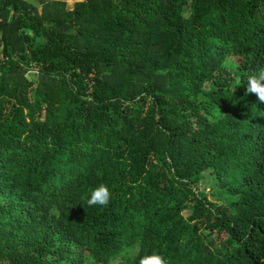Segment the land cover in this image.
I'll use <instances>...</instances> for the list:
<instances>
[{"label":"trees","instance_id":"obj_1","mask_svg":"<svg viewBox=\"0 0 264 264\" xmlns=\"http://www.w3.org/2000/svg\"><path fill=\"white\" fill-rule=\"evenodd\" d=\"M40 3L0 0V264H264V0Z\"/></svg>","mask_w":264,"mask_h":264},{"label":"clouds","instance_id":"obj_2","mask_svg":"<svg viewBox=\"0 0 264 264\" xmlns=\"http://www.w3.org/2000/svg\"><path fill=\"white\" fill-rule=\"evenodd\" d=\"M245 95H254L259 104H264V68L249 74L246 77ZM113 200V191L106 183H100L89 189L82 197L81 202L89 208H107ZM87 264H95L94 258H88ZM108 264H120L119 260H109ZM139 264H171L169 258L153 253L140 258Z\"/></svg>","mask_w":264,"mask_h":264},{"label":"rangeland","instance_id":"obj_3","mask_svg":"<svg viewBox=\"0 0 264 264\" xmlns=\"http://www.w3.org/2000/svg\"><path fill=\"white\" fill-rule=\"evenodd\" d=\"M36 5H38L39 9H41V3H40V0H28ZM78 1H81V0H66V3H67V6L69 9H72L74 7V4L75 2H78ZM30 77H33L34 76V73H30L29 74ZM213 185L212 181L210 180H207L205 183H203L201 185V189L206 192V193H209L210 189H211V186ZM209 197V195H207Z\"/></svg>","mask_w":264,"mask_h":264}]
</instances>
